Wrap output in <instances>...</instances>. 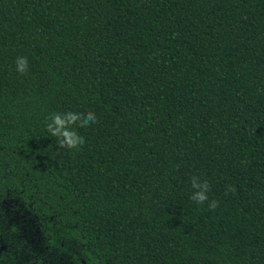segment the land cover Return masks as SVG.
Segmentation results:
<instances>
[{
    "label": "trees",
    "instance_id": "16d2710c",
    "mask_svg": "<svg viewBox=\"0 0 264 264\" xmlns=\"http://www.w3.org/2000/svg\"><path fill=\"white\" fill-rule=\"evenodd\" d=\"M65 109L96 117L65 122L78 145L47 130ZM0 245L264 264V0H0Z\"/></svg>",
    "mask_w": 264,
    "mask_h": 264
},
{
    "label": "clouds",
    "instance_id": "9594fccd",
    "mask_svg": "<svg viewBox=\"0 0 264 264\" xmlns=\"http://www.w3.org/2000/svg\"><path fill=\"white\" fill-rule=\"evenodd\" d=\"M27 64L28 60L27 57L24 56H18L15 61V66H16V71L18 73H25L27 69ZM79 117L80 123L81 124H86L89 118L95 122L96 117L93 115V112L91 110H86L83 113L72 110V109H65L63 113H52V121L53 123H50L47 125V130L52 134V135H57L60 138L63 139V141L69 145V146H74L78 145L83 142V136L78 135L73 127L70 125L65 126V122H71L74 118ZM54 124V127H53ZM191 186L193 188L199 189L196 191L190 199L195 201L196 204H201L204 201H208V207L209 208H216L217 206V201L215 199L213 200H208V197L205 195L206 191L208 190V184L207 183H201L198 184L196 182V178H192Z\"/></svg>",
    "mask_w": 264,
    "mask_h": 264
},
{
    "label": "flooded vegetation",
    "instance_id": "af4514ba",
    "mask_svg": "<svg viewBox=\"0 0 264 264\" xmlns=\"http://www.w3.org/2000/svg\"><path fill=\"white\" fill-rule=\"evenodd\" d=\"M4 248H5L4 245H0V251L3 250ZM6 260H7V259H5V258H2V259H1V257H0V264H5L4 261H6ZM11 261H12V260H11ZM11 264H12V263H11Z\"/></svg>",
    "mask_w": 264,
    "mask_h": 264
}]
</instances>
